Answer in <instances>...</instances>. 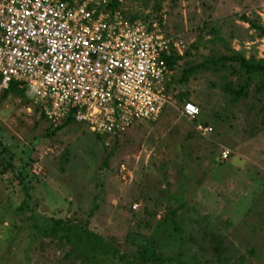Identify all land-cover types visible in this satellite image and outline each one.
I'll use <instances>...</instances> for the list:
<instances>
[{
	"label": "rangeland",
	"instance_id": "1",
	"mask_svg": "<svg viewBox=\"0 0 264 264\" xmlns=\"http://www.w3.org/2000/svg\"><path fill=\"white\" fill-rule=\"evenodd\" d=\"M118 7L183 39L187 53L167 86L173 103L116 135L72 118L52 133L62 121L40 116L24 93L0 90V148L7 147L0 156L11 164L0 165V264H82L65 257L69 245L39 235L33 217L83 222L123 249L136 226L148 236L170 209L184 241L165 254L180 250L198 264H264V95L253 80L231 102L222 86L238 79L227 69L192 70L178 81L183 68L230 50L263 58L264 37L243 18L264 27V0H121ZM184 100L199 108L192 120L178 112ZM203 122L211 127L205 136L194 129ZM222 148L232 153L217 161ZM25 196L27 207L18 210Z\"/></svg>",
	"mask_w": 264,
	"mask_h": 264
},
{
	"label": "built area",
	"instance_id": "2",
	"mask_svg": "<svg viewBox=\"0 0 264 264\" xmlns=\"http://www.w3.org/2000/svg\"><path fill=\"white\" fill-rule=\"evenodd\" d=\"M113 1L121 2L0 0V90L17 82L52 124L71 116L96 134L156 120L173 103L165 59L181 55L184 41L112 8ZM178 112L192 120L199 108L185 100ZM194 129L211 131L200 123ZM231 153L222 148L219 158Z\"/></svg>",
	"mask_w": 264,
	"mask_h": 264
},
{
	"label": "trees",
	"instance_id": "3",
	"mask_svg": "<svg viewBox=\"0 0 264 264\" xmlns=\"http://www.w3.org/2000/svg\"><path fill=\"white\" fill-rule=\"evenodd\" d=\"M111 7H118V3L113 1ZM243 20L252 28L257 29L259 35L264 37L263 26L250 23L246 18H243ZM186 53L187 51L184 49L181 55L173 54L166 58V66L172 70L176 61L181 59L182 55ZM198 69L212 71L227 69L230 74H235L238 79L236 85L227 81L222 86L223 90L230 95L231 102L245 97L249 84L253 80L257 81L255 91L262 92L264 95V57L258 59H255L253 56L245 57L237 51L230 50L228 54L209 56L199 63L188 68H183L178 81H186L187 75L192 70ZM8 89L17 91L19 94L24 93V90L14 81H10L4 90L7 91ZM1 96H5V94L3 93ZM180 98H183V96ZM40 116H43L41 112ZM70 119L71 116H67L61 123L54 126L52 133L61 129ZM203 125H207V123L203 122ZM6 149L7 147L1 146L0 154L5 153ZM0 160H2L0 165L11 166L10 162H4L5 160L1 156ZM220 160L225 159H217V161ZM14 172L19 179L22 178L20 171L14 170ZM27 199V196L23 198L17 207L18 210L27 207L25 203ZM174 214L175 209L168 210L166 216L160 218L151 226V233L148 236L142 235L139 225L136 226L123 239L129 245H126L128 247L123 249L120 248L119 241L105 239L101 235L87 229L83 222H71L66 217L49 215L48 217H43L40 222H37L33 217L34 222L32 226L39 235L55 239L58 244L69 245L68 251L64 253L65 257L69 256L73 259H78L82 264H198V260L194 257H191V261L187 260L180 250H177L174 255L165 254L163 250V248L171 244H179L181 241H184L181 228L174 219ZM210 235L214 239V244L211 248L216 251L220 245L217 239L214 238L215 235L212 233ZM216 254L221 256L220 253Z\"/></svg>",
	"mask_w": 264,
	"mask_h": 264
}]
</instances>
